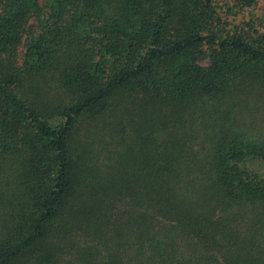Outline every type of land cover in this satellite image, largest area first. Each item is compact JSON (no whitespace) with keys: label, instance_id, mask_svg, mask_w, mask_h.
I'll list each match as a JSON object with an SVG mask.
<instances>
[{"label":"trees","instance_id":"trees-1","mask_svg":"<svg viewBox=\"0 0 264 264\" xmlns=\"http://www.w3.org/2000/svg\"><path fill=\"white\" fill-rule=\"evenodd\" d=\"M0 264H264V0H0Z\"/></svg>","mask_w":264,"mask_h":264},{"label":"rangeland","instance_id":"rangeland-1","mask_svg":"<svg viewBox=\"0 0 264 264\" xmlns=\"http://www.w3.org/2000/svg\"><path fill=\"white\" fill-rule=\"evenodd\" d=\"M21 52V51H20Z\"/></svg>","mask_w":264,"mask_h":264}]
</instances>
